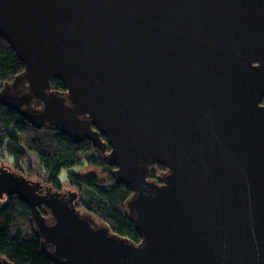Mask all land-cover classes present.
Listing matches in <instances>:
<instances>
[{
    "label": "water",
    "instance_id": "95a60500",
    "mask_svg": "<svg viewBox=\"0 0 264 264\" xmlns=\"http://www.w3.org/2000/svg\"><path fill=\"white\" fill-rule=\"evenodd\" d=\"M0 35L24 64L0 107L88 140L132 191L139 243L1 165L54 264H264V0H0Z\"/></svg>",
    "mask_w": 264,
    "mask_h": 264
},
{
    "label": "trees",
    "instance_id": "16d2710c",
    "mask_svg": "<svg viewBox=\"0 0 264 264\" xmlns=\"http://www.w3.org/2000/svg\"><path fill=\"white\" fill-rule=\"evenodd\" d=\"M23 70L24 64L0 35V81H10ZM52 86L57 91L66 90L58 79L53 80ZM29 152L37 155L38 171L30 167L34 163ZM0 159L12 162L13 169L29 178L37 177L56 190L68 184L79 193L76 203L79 209L93 215L112 233L135 243L141 241L127 216L126 202L132 191L116 182L115 168L106 163L105 154L88 140L76 143L61 129H37L12 109L2 106ZM87 167L100 168L105 177H82L78 170L73 171ZM158 168L165 169L161 165ZM62 169L69 171L65 184L59 180ZM0 255L12 264H54L41 250L29 206L16 195L0 201Z\"/></svg>",
    "mask_w": 264,
    "mask_h": 264
},
{
    "label": "rangeland",
    "instance_id": "374dc122",
    "mask_svg": "<svg viewBox=\"0 0 264 264\" xmlns=\"http://www.w3.org/2000/svg\"><path fill=\"white\" fill-rule=\"evenodd\" d=\"M2 84H3V82L0 81V87H1ZM29 155H30V161L32 163H34V164H31L30 167L32 169H35V170L38 171V167H37V155L34 152H29ZM12 164L13 163L10 162V161H6V160H3V159H0V166L1 165H7V166L12 167ZM76 170H78L80 172V175L82 177L96 176L99 179L105 177V175L103 174V171L100 168H94V167H87V168H83V169H75L74 168L73 171H76ZM68 172L69 171L67 169H62V171L60 172L59 180L63 184L67 183ZM157 175H159V174H157ZM32 179H34V180L36 179L37 180V177H32ZM153 179H157V178H153ZM62 188L67 189V190L73 189L72 187L68 186V184H65ZM73 191H75V189H73ZM81 210L84 211L83 209H81Z\"/></svg>",
    "mask_w": 264,
    "mask_h": 264
},
{
    "label": "flooded vegetation",
    "instance_id": "af4514ba",
    "mask_svg": "<svg viewBox=\"0 0 264 264\" xmlns=\"http://www.w3.org/2000/svg\"><path fill=\"white\" fill-rule=\"evenodd\" d=\"M0 89H1V87H0ZM157 171H159L158 173H161V172H163V171H166V169H164V170H162V169H160V168H158V166H157ZM56 190V189H55ZM5 198H8V197H4L3 199H5ZM2 199V200H3ZM1 201V200H0ZM25 203V202H24Z\"/></svg>",
    "mask_w": 264,
    "mask_h": 264
}]
</instances>
